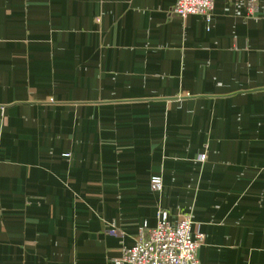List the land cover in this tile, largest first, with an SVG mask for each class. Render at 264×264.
I'll return each instance as SVG.
<instances>
[{
    "label": "crops",
    "instance_id": "0c3cea01",
    "mask_svg": "<svg viewBox=\"0 0 264 264\" xmlns=\"http://www.w3.org/2000/svg\"><path fill=\"white\" fill-rule=\"evenodd\" d=\"M177 1L0 0V264H110L163 209L264 264V0Z\"/></svg>",
    "mask_w": 264,
    "mask_h": 264
},
{
    "label": "built area",
    "instance_id": "2783aa9c",
    "mask_svg": "<svg viewBox=\"0 0 264 264\" xmlns=\"http://www.w3.org/2000/svg\"><path fill=\"white\" fill-rule=\"evenodd\" d=\"M237 1L246 2L248 16L256 15L258 0ZM214 6L215 0H178L173 11L182 18L201 15L210 23ZM205 157L202 154L201 159ZM150 184L154 191L163 189L161 177H153ZM192 223L189 213L180 214L173 221L166 210H160L157 225L142 224L135 244L124 247L121 256L112 259L110 264H201L197 251L204 237L200 233H192ZM110 232L117 233L115 228Z\"/></svg>",
    "mask_w": 264,
    "mask_h": 264
}]
</instances>
